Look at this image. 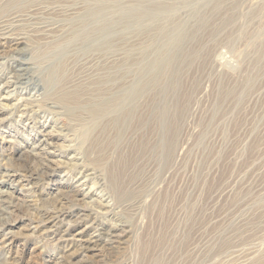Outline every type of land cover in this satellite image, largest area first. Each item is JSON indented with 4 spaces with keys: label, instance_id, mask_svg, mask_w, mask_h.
<instances>
[{
    "label": "rangeland",
    "instance_id": "1",
    "mask_svg": "<svg viewBox=\"0 0 264 264\" xmlns=\"http://www.w3.org/2000/svg\"><path fill=\"white\" fill-rule=\"evenodd\" d=\"M26 2H39L49 13L40 14L39 25L23 23L19 30L50 24L57 34L30 48L20 44L22 52L8 51L10 56L0 58V79L6 77L18 93L52 98L43 74L69 56L79 66L101 54L89 79L101 74L102 64L120 61L124 85L160 54L169 59L160 73L162 65L148 73L142 82L146 89L123 108L120 148L107 152L103 166L93 164L111 194L110 169L118 164L124 165V176H141L143 193L151 190L156 196V204L150 205L154 197L147 198L133 221L121 259L126 264H264V0ZM103 71L114 78L110 69ZM40 106L42 119L60 122V109L45 102ZM19 118L10 116L3 129L23 143L35 132L30 120ZM32 118L37 121L38 115ZM3 150L0 138V178ZM56 182L40 181L35 188L20 178L8 188L13 191L8 200L28 209L9 215L17 219L11 228L0 227V261L44 264L47 255L58 253L50 235L33 232L35 206L44 207L42 200L52 195Z\"/></svg>",
    "mask_w": 264,
    "mask_h": 264
},
{
    "label": "bare ground",
    "instance_id": "2",
    "mask_svg": "<svg viewBox=\"0 0 264 264\" xmlns=\"http://www.w3.org/2000/svg\"><path fill=\"white\" fill-rule=\"evenodd\" d=\"M55 12L58 13V9ZM0 13H4L0 16V58H3L4 55L10 56L8 51L22 52L23 47L18 48L20 44L30 48L31 44L43 42L48 39V36L57 32V28L50 24L35 26V23L39 21L40 14L47 15L49 13L48 8L39 2L28 4L26 0H2ZM52 13L54 14L51 11L50 14ZM23 23L35 25L27 31H21L19 29ZM100 48L103 49L102 46ZM100 55L98 53L89 61L88 59L82 60L79 66L76 65L77 59L70 58L71 56L63 61L61 59L58 64H51L46 75L43 74V80L44 85L53 92L52 98L41 97L39 92V94L20 91L18 93L11 89L12 84L6 77L0 79V138L4 147L3 153L6 156V163L3 164L4 168L0 178V227L11 228V222L16 218L11 220L12 217L9 215L28 209L22 205L23 203L13 205L12 201L8 200L12 198L10 194L13 192L8 188H14V182H19L20 178H26V181L36 188L40 181H57L53 185L52 195H48L47 199L42 200L44 207L36 204L35 209L38 213L33 212V214L35 213L33 215L35 220L33 232L39 236L50 235L51 239L59 245L58 253L47 255L44 264H126L121 259V250L123 251L129 242L133 221L138 217L140 209L145 207L147 198L149 201L150 197H154L150 205L156 204V196L153 191L147 190L146 193H143L141 176L137 178L133 174L123 175L124 165L118 167L116 164V169H110L112 194L106 191V183L101 170L97 167L105 164L108 158L107 152H110L113 147L116 151L120 148L123 128L122 124L119 125V121H123L126 115L123 108H128L127 105L133 102L134 97H137V94L144 88L146 89L142 82L144 78L149 77L148 73L162 65L160 73L169 59L166 60L160 54L157 59L150 61L140 72L136 73V76L133 73V78H128L127 85H124L123 80V84L120 83L121 77L118 71L121 62L118 60L110 61L104 66L102 64L101 74L89 79V73L96 68V64L101 58ZM105 68L111 70L110 74L112 72L114 78L112 76V78H108L105 75L103 71ZM150 79L153 82L156 75ZM85 80L87 81L84 82ZM107 83H111L108 88L106 87ZM126 100L127 102H125ZM42 102L51 108L56 106V109H60V122L56 123L49 116V118L46 116L45 119H42L41 111H39ZM54 113L57 112L52 111V114ZM14 114L33 123L35 132L33 138L27 139L23 143H17L15 138L3 129L6 121ZM35 115H38V119L32 121V116ZM26 125L29 129L30 125L27 123ZM85 140L90 142L88 145L86 144V147H84ZM151 151H147V154H152ZM142 152L145 153L144 149ZM148 160L153 161L152 158H148ZM123 181L127 182L124 187L121 185ZM46 202H49V207L45 206ZM72 203H76L77 206L71 208ZM11 205L14 209L10 208ZM151 212L153 214V210ZM134 229L136 228L134 227ZM166 234L168 233L166 232ZM169 238L171 239V237ZM9 239H7L8 242ZM162 243L164 242H161L160 245H163ZM100 250L106 253L105 256L101 253L104 257L98 253ZM96 256L102 257L94 259L93 257ZM164 263L166 262L164 261ZM0 264L7 263L2 260ZM144 264H147V261Z\"/></svg>",
    "mask_w": 264,
    "mask_h": 264
}]
</instances>
